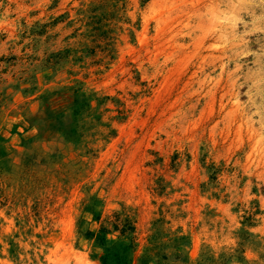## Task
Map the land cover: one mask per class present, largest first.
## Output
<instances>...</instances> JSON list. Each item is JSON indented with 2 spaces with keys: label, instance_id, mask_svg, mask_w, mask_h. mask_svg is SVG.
I'll list each match as a JSON object with an SVG mask.
<instances>
[{
  "label": "rangeland",
  "instance_id": "obj_1",
  "mask_svg": "<svg viewBox=\"0 0 264 264\" xmlns=\"http://www.w3.org/2000/svg\"><path fill=\"white\" fill-rule=\"evenodd\" d=\"M264 264V0H0V264Z\"/></svg>",
  "mask_w": 264,
  "mask_h": 264
},
{
  "label": "trees",
  "instance_id": "obj_2",
  "mask_svg": "<svg viewBox=\"0 0 264 264\" xmlns=\"http://www.w3.org/2000/svg\"><path fill=\"white\" fill-rule=\"evenodd\" d=\"M102 260H103V263H104V264H107V257H103Z\"/></svg>",
  "mask_w": 264,
  "mask_h": 264
}]
</instances>
